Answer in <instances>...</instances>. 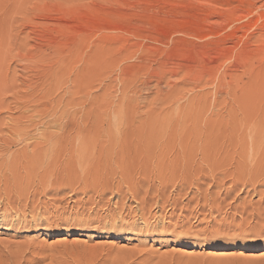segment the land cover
Returning a JSON list of instances; mask_svg holds the SVG:
<instances>
[{"label": "rangeland", "instance_id": "374dc122", "mask_svg": "<svg viewBox=\"0 0 264 264\" xmlns=\"http://www.w3.org/2000/svg\"><path fill=\"white\" fill-rule=\"evenodd\" d=\"M0 77V264H264V0H0Z\"/></svg>", "mask_w": 264, "mask_h": 264}, {"label": "bare ground", "instance_id": "6f19581e", "mask_svg": "<svg viewBox=\"0 0 264 264\" xmlns=\"http://www.w3.org/2000/svg\"><path fill=\"white\" fill-rule=\"evenodd\" d=\"M144 59V61L143 62H141V65H139V66H141V67H144L147 63H146V61H147V59L146 58H143ZM87 63V62H86ZM164 64V63H163ZM164 66H166V64L164 65ZM178 66H182L181 64H179ZM180 68V67H179ZM179 68H174V69H168L170 72L169 73H167V74H163V71H162V73L161 74H163L164 75V77H160V78H158L155 82H154V84H153V82H152V85H151V80H150V82L149 81H147L146 82V84L145 83H143L142 84V86L140 87V88H138L139 87V85H134V87H132L131 86V82H129V85H127L126 84V82L124 83L125 85H124V89H123V94H124V96L127 94V91H130L131 93H129V94H132L133 96H136L138 93H140V91H141V89L146 85V88L147 89H152V87H157V90L158 91H163L162 89L164 88L163 87V84H165V86L167 87V89L165 90L166 92H167V98H166V100H164V101H162V106L164 107L165 106V104L168 102V101H170V100H168L169 98H171V97H173V94L175 93V91L177 90V89H179V88H181V83H178V82H176L177 81V78H178V76H179V74H180V69ZM168 72V71H167ZM165 73V72H164ZM1 78V77H0ZM7 79V78H6ZM9 81V82H8ZM7 82H5V80H4V82L5 83H1V86H5L6 88L7 87H9V88H7L8 90H6L7 92L8 91H10V89L14 86L13 85V83H12V80L10 81V80H8ZM131 81V80H130ZM137 81V80H136ZM14 82V81H13ZM184 82H186V81H184ZM17 83V82H16ZM187 83V82H186ZM134 84H135V82H134ZM136 84H137V82H136ZM181 84V85H180ZM180 85V86H179ZM16 86V85H15ZM184 86V85H183ZM185 87V86H184ZM121 89V88H120ZM119 89V90H120ZM12 90H14V89H12ZM180 90V89H179ZM5 91V90H4ZM121 91H122V89H121ZM120 92V91H119ZM178 93H179V91H177ZM122 94V93H121ZM131 96V95H130ZM132 96V97H133ZM176 96V95H175ZM129 98V97H128ZM127 98V99H128ZM137 97H135V98H129V101H125L124 99V101H121L120 100V102H118V104H115V106H105L106 108L107 107H109V110H110V108H112V112L113 113H117V114H122V113H126L127 115H133V116H131V117H128V116H124V117H128V119L127 118H125V119H127L128 120V129L130 128L131 129V132H134V129H133V127H134V124H135V129H136V124L137 123H135L136 122V118L137 117H139V109L140 110H142L143 108H146L147 110H146V112H145V114H146V116L143 118V117H140V121H145V120H153L154 118L156 119H158L159 118V116H156L155 117V115H156V113L158 114V111H157V109L154 107V106H152L151 105V103H149V105H141V103H139V102H137V99H136ZM174 98V97H173ZM58 100V99H57ZM56 100V101H57ZM60 100H62V99H60ZM54 101V100H53ZM65 101V100H64ZM55 102V101H54ZM53 102V103H54ZM58 102H60V101H58ZM57 102V104H59ZM200 102V101H199ZM52 103V105L49 107V108H47V106H46V109H45V116H46V114L48 113V115L50 114V111H51V114H52V111L53 110H55V109H57V108H55V107H57L56 105H54ZM64 103H67V101L66 102H64ZM69 104V103H68ZM91 104V103H90ZM93 104H96V103H93ZM191 104H192V106L195 104V103H193V102H191ZM196 104H197V102H196ZM3 105H5V102L4 101H1L0 102V106H2L3 107ZM55 107H54V106ZM88 105V104H87ZM151 105V106H150ZM99 106H101V105H99ZM189 106H190V104H189ZM242 106V105H241ZM240 106V107H241ZM94 107H97V105L96 106H94ZM94 107H90V105H89V108H91V109H87L86 110V106H84L83 107V110L82 111H84V110H86L85 111V113H84V115H82L83 117H85V116H90V118H91V114H92V112H93V110H94ZM105 107H103V108H105ZM143 107V108H142ZM194 107V106H193ZM196 107V106H195ZM29 108V107H28ZM33 108V107H32ZM60 108H62V106H60ZM93 108V109H92ZM98 108H101V109H103L102 107H97L96 109H97V112H98ZM142 108V109H141ZM179 108H182V107H178V109ZM244 110H247V109H249L248 107H246V106H244ZM63 109V108H62ZM241 109H242V107H241ZM61 110V109H60ZM81 111V112H82ZM96 111V110H95ZM94 111V112H95ZM111 111V110H110ZM23 113V112H22ZM60 113V112H59ZM142 113V112H141ZM77 114V113H76ZM112 114V113H111ZM125 114V115H126ZM136 114V115H135ZM143 114V113H142ZM47 115V116H48ZM95 115V114H94ZM93 115V116H94ZM17 116L18 115H16V119H13L14 121H15V123H13L15 126H12V127H10V129H13V131H16V132H18V133H20L21 134V132L22 131H24V132H28L29 131V126H35V125H38L39 123H40V120H39V118H38V120H39V123L37 124V123H35V122H33L32 120L33 119H31L30 120V122H28V123H26V124H24V123H22V117H19L18 116V118H17ZM41 116V115H40ZM43 116V115H42ZM41 116V117H42ZM137 116V117H136ZM142 116V115H141ZM25 117V116H24ZM23 117V118H24ZM28 117V116H27ZM71 117V116H70ZM69 117V118H70ZM76 117V116H75ZM79 117V116H78ZM81 117V116H80ZM96 117H97V115H96ZM117 117H119V116H117ZM122 117V115L120 116V118ZM2 118V117H1ZM43 118V117H42ZM46 118V117H45ZM49 118H50V116H49ZM72 118V117H71ZM123 118V117H122ZM122 118L120 119V121L122 120ZM21 119V120H20ZM138 119V118H137ZM2 121H4L3 119H1ZM42 120V119H41ZM71 120H73V118L71 119ZM76 120V119H75ZM74 120V121H75ZM78 120V119H77ZM82 120H83V118H82ZM85 120V119H84ZM84 120H83V122H84ZM91 120H92V118H91ZM111 120L113 121V119L111 118ZM117 120V119H116ZM119 120V119H118ZM34 121H36V119L34 120ZM45 120H43V122H44ZM78 121H80V120H78ZM78 121H76L77 123H78ZM86 121V120H85ZM89 121V120H88ZM93 121V120H92ZM37 122V121H36ZM69 122V121H68ZM121 122H125V121H121ZM148 122V121H147ZM155 122H157L156 120H155ZM155 122H153V123H155ZM2 122L0 121V126L2 125L1 124ZM3 123H5V122H3ZM71 123V122H70ZM79 123H82V122H79ZM92 123H94V122H92ZM92 123L91 122H89V124H91L92 125ZM96 123V122H95ZM98 123V122H97ZM150 123V122H149ZM152 123V122H151ZM67 124V123H66ZM75 124V123H74ZM85 124V123H84ZM123 124V123H122ZM4 125V124H3ZM72 125V124H71ZM79 125V124H78ZM126 125H127V123H125L124 124V126L126 127ZM129 125H131L130 127H129ZM151 125H156V124H151ZM67 126H68V124H67ZM67 126L65 127V125H64V127H61V130L60 131H62L63 133L67 130ZM72 126H75V125H72ZM71 126V128H74V127H72ZM80 126V125H79ZM79 126H78V128L77 129H79ZM83 126V125H82ZM87 126V125H86ZM90 126V125H89ZM88 126V127H89ZM139 126V125H138ZM143 126V125H142ZM141 126V127H142ZM147 126V125H146ZM83 127H85V126H83ZM87 127V128H88ZM94 127H96V125L95 126H93V128ZM124 127V129H126ZM140 127V126H139ZM149 127L151 128V126L149 125ZM148 127V128H149ZM155 127V126H154ZM86 128V129H87ZM90 128H92V127H90ZM144 128V127H143ZM59 129V128H58ZM81 129V128H80ZM71 130H75V128L74 129H71ZM83 130V129H82ZM89 130V129H88ZM87 130V131H88ZM91 130V129H90ZM95 130H96V128H95ZM122 130H123V128H122ZM141 130V129H140ZM139 130V131H140ZM215 130V129H214ZM213 130V131H214ZM86 130H84V132H86V133H88ZM126 131V130H125ZM124 131V132H125ZM138 131V132H139ZM152 131V130H151ZM62 132L60 133L61 134V137H62ZM72 132V131H71ZM81 132H83V131H81ZM84 132H83V135H84ZM92 132V131H91ZM126 132H128V131H126ZM150 132V131H149ZM76 133V132H75ZM94 133H95V131H94ZM151 133H153V132H151ZM155 133V132H154ZM205 133V132H204ZM55 134V133H54ZM53 134V135H54ZM68 134V133H67ZM78 134V133H77ZM82 134V133H81ZM89 134V133H88ZM141 134H142V132H141ZM199 134H202V133H199ZM213 134V133H212ZM51 135V134H50ZM64 135V134H63ZM79 135H80V133H79ZM79 135H78V137H79ZM87 135V134H86ZM86 135H84V137L86 136ZM90 135V134H89ZM124 135H126L125 133H124ZM128 135H130V131H129V134ZM139 135H140V132H139ZM143 135V134H142ZM142 135H141V137H142ZM150 135V134H149ZM155 135V134H154ZM206 135V134H205ZM46 136V135H45ZM55 136V135H54ZM56 136H58V135H56ZM82 136V135H81ZM123 136V135H122ZM145 136V135H144ZM148 136V135H147ZM152 136H153V134H152ZM184 136V135H183ZM200 136V135H199ZM198 136V137H199ZM203 136V135H202ZM65 137V136H64ZM63 137V138H64ZM73 137V136H72ZM83 137V136H82ZM81 137V138H82ZM92 137V140L94 139V136H91ZM125 137V136H124ZM134 137V136H133ZM136 137V136H135ZM155 137V136H154ZM153 137V138H154ZM197 137V136H196ZM198 137H197V140H201V139H198ZM201 137V136H200ZM206 137V136H205ZM210 137V136H209ZM50 138V136H48L47 137V139H49ZM55 138V137H54ZM69 138H71V137H69ZM121 138V137H120ZM129 138V136H127V138H126V141L128 142V139ZM155 138H157V137H155ZM173 137H171V139H172ZM212 138H214V135L212 136ZM212 138L210 137L209 139L210 140H212ZM46 139V140H47ZM53 139V138H52ZM84 139V138H83ZM125 139V138H124ZM146 140H147V137L145 138ZM149 139V138H148ZM152 139V138H151ZM150 139V140H151ZM183 139V138H182ZM181 139V140H182ZM55 140L56 141H54V142H57V139L55 138ZM64 140V139H63ZM68 140V139H67ZM117 140V139H116ZM142 140H143V138H142ZM153 140L154 139H152V141H150V142H153ZM176 140H177V138L175 139V142H176ZM193 140V139H192ZM192 140H190L191 141V143H192ZM204 140V139H203ZM42 141H43V139H42ZM52 141V140H51ZM50 141V142H51ZM61 141V140H60ZM94 141V140H93ZM130 141V140H129ZM135 141V140H134ZM168 141H171L170 139L168 140ZM50 142H48V143H50ZM53 142V141H52ZM52 142H51V144H52ZM89 142V141H88ZM88 142H86V143H88ZM121 142V141H120ZM124 142V141H123ZM147 142V141H146ZM166 142V141H165ZM187 143H188V141H186ZM193 142H194V140H193ZM33 143V142H32ZM42 143V142H41ZM48 143H46V146L48 145ZM71 143V142H70ZM85 143V144H86ZM90 143V142H89ZM88 143V144H89ZM95 143V142H94ZM93 143V144H94ZM112 143H114V140L112 141ZM126 143V142H125ZM125 143H123L124 145H125ZM131 143V142H130ZM169 143V142H168ZM171 143H173L172 141H171ZM171 143H170V145H171ZM186 143V144H187ZM34 144V143H33ZM33 144H31V145H33ZM40 144V143H39ZM45 144V143H44ZM72 144H73V142H72ZM97 144V143H96ZM139 144H141V143H138V147H139ZM150 144H152V143H150ZM183 144V143H182ZM190 144V143H189ZM25 145H27V144H25ZM28 145H30V143L28 144ZM41 145H43V144H41ZM56 145V144H55ZM54 145V146H55ZM71 145V144H70ZM108 145H109V143H108ZM118 145L120 146L121 144L120 143H118ZM142 145V144H141ZM166 145V144H165ZM168 145V144H167ZM188 145V144H187ZM37 146V145H36ZM51 146V145H50ZM81 146H83V145H81ZM93 146V145H92ZM129 146V145H128ZM172 146H173V144H172ZM191 146V145H190ZM7 147H9V146H7ZM28 147V146H27ZM31 147V146H30ZM44 147V146H43ZM53 147V146H52ZM56 147V146H55ZM102 147V146H101ZM105 147V146H104ZM118 147V146H117ZM125 147H126V145H125ZM132 147H133V145H132ZM137 147V148H138ZM142 147V146H141ZM188 147V146H187ZM29 148V147H28ZM57 148V147H56ZM59 148V147H58ZM69 148V147H68ZM89 148V147H88ZM128 148V147H127ZM151 148V147H150ZM149 148V149H150ZM3 149H5V148H3ZM25 149V148H24ZM46 149V148H45ZM61 149V148H60ZM87 149V148H86ZM106 149V148H105ZM121 149V148H120ZM130 149H132V148H130ZM134 149V151H135V148H133ZM132 149V150H133ZM142 149H143V147H142ZM153 149V148H152ZM181 149H182V147H181ZM7 150V149H6ZM5 150V151H6ZM9 150V149H8ZM30 150H32V149H30ZM43 150V149H42ZM50 150V149H49ZM59 150V149H58ZM72 150V149H71ZM116 150V149H115ZM123 150H125V149H123ZM128 150V149H127ZM131 150V151H132ZM137 150V149H136ZM141 150V149H140ZM148 150V149H147ZM4 150H3V152H5ZM52 151V150H51ZM111 151V150H110ZM120 150H118V152H119ZM122 151V150H121ZM126 151V150H125ZM131 151H130V153L129 152H127V154L129 153V156H130V154L131 155H133L132 153H131ZM138 151V150H137ZM153 151V150H152ZM158 151H160V150H158ZM194 151V150H193ZM8 152V151H7ZM23 153H25V152H30V151H26V149H25V151H22ZM32 152V151H31ZM136 152V151H135ZM143 152V151H142ZM144 152H145V150H144ZM151 152V150H149V153ZM154 152V151H153ZM166 152H168V151H166ZM198 152V151H197ZM197 152L195 153V154H197ZM101 153V152H100ZM103 153H104V151H103ZM103 153H101V154H103ZM108 153V152H107ZM106 153V154H107ZM124 151H123V156H118V158H120V157H122V160H123V157L126 159L127 158V156H124ZM134 153V152H133ZM138 153V152H137ZM146 153V152H145ZM192 154H193V152H191ZM15 154V153H14ZM31 154V153H30ZM112 154V153H111ZM110 154V155H111ZM117 154V153H116ZM121 154V155H122ZM126 154V153H125ZM136 154V153H135ZM135 154H134V156H135ZM175 154V153H174ZM187 154V153H186ZM16 155V154H15ZM26 155H27V153H26ZM26 155H24V156H26ZM113 155V154H112ZM119 155H120V152H119ZM170 155V154H169ZM12 156V155H11ZM18 156H19V154H18ZM21 156V155H20ZM32 156V155H31ZM109 156V155H108ZM133 156V157H134ZM148 156H150V154L148 155ZM147 156V157H148ZM176 156H177V154H176ZM175 156V157H176ZM5 157V156H4ZM14 157V156H13ZM103 157H104V155H103ZM111 157V156H110ZM1 158H3V157H1ZM24 159L23 160H25V162H26V160L27 159H25V158H28V156L27 157H23ZM108 158V157H107ZM31 159V158H30ZM105 161H106V159L105 158H103ZM127 159H130L129 157L127 158ZM192 159H193V157H192ZM225 159V158H224ZM28 160H29V158H28ZM33 160V159H32ZM32 160H30V161H32ZM98 160V159H97ZM110 160V159H109ZM189 160H190V158H189ZM102 161V160H101ZM120 161V160H119ZM128 161V160H127ZM142 161H144L143 159H142ZM186 161H188V160H186ZM1 162V161H0ZM15 161H13V163H14ZM126 162V161H125ZM129 162H130V160H129ZM139 162V161H138ZM149 162V161H148ZM176 162H177V160H176ZM189 162H191V160L189 161ZM11 163V162H10ZM9 163V164H10ZM13 163L11 164V165H13ZM18 163V162H17ZM27 163V162H26ZM128 163V162H127ZM134 163H136V162H134ZM20 164H21V162H20ZM45 164V163H44ZM49 164V163H48ZM116 164H117V162H116ZM120 164V163H119ZM118 164V165H119ZM123 164V163H122ZM121 164V165H122ZM140 164H141V162H140ZM142 164H143V162H142ZM15 165L18 167L19 165H17L16 163H15ZM15 165H13V166H15ZM22 165V164H21ZM27 165V164H26ZM32 165V164H31ZM126 165H128V164H126ZM130 165V164H129ZM135 165V164H134ZM144 165V164H143ZM25 166V165H24ZM136 166H138V165H136ZM136 166H135V168H136ZM3 167V166H2ZM6 167H8V166H6ZM11 167V166H10ZM139 167H140V165H139ZM144 167H146V166H144ZM16 168V167H15ZM148 168V167H147ZM7 169V168H6ZM25 169V168H24ZM139 169V168H138ZM141 169H143V167H141ZM144 169H146V168H144ZM2 170V169H1ZM10 170V169H9ZM16 170V169H15ZM21 170H22V168H21ZM12 171V170H11ZM3 172V171H2ZM17 172V171H16ZM16 172H14V173H16ZM21 171H19L18 173L19 174H21L20 173ZM126 172V171H125ZM4 173V172H3ZM2 174V173H1ZM0 174V175H1ZM10 174V173H9ZM18 174L16 173V176H17ZM190 175V174H189ZM14 176H15V174H14ZM15 176V178H17ZM1 178V177H0ZM14 178V177H13ZM19 178V177H18ZM184 179V178H183ZM191 179V178H190ZM8 180V179H7ZM13 180V179H12ZM9 181V180H8ZM7 182V181H6ZM15 182V181H14ZM125 182H126V180H125ZM8 185V184H7ZM10 185H11V183H10ZM8 187V186H7ZM5 188H6V185H5ZM11 189H12V187H10ZM7 189V188H6ZM1 190H2V188H1ZM0 190V191H1ZM3 190H4V188H3ZM8 190H10V189H8ZM23 193V192H22ZM5 195V194H4ZM25 196H26V194H25ZM6 197V196H5ZM23 197V196H22ZM21 197V198H22ZM29 197V196H28ZM17 198H19L18 197V195H17ZM27 198V197H26ZM12 199V198H11ZM23 199H24V197H23ZM23 199H22V202H23ZM6 201V200H5ZM17 201V200H16ZM27 202V200H24V202ZM17 203H18V201H17ZM20 203H21V201H20ZM5 204V203H4ZM23 204V203H22ZM3 205V204H2ZM25 206V205H24ZM5 207V206H4ZM19 207V206H18ZM0 208H1V206H0ZM15 208V207H14ZM25 208H27V207H20L19 209H17L14 213L15 214H10V212H9V209L8 208H4V211L2 210V212L0 211V225L2 224H6V225H12V224H14V223H16L17 224V222H19V223H21V222H24V221H26V216H25V211H23V209H25ZM2 209V208H1ZM10 209H12L11 207H10ZM15 210V209H14ZM13 211V210H12ZM10 216H11V218L12 219H10ZM120 220V219H119ZM5 229H9V228H11V227H4Z\"/></svg>", "mask_w": 264, "mask_h": 264}]
</instances>
